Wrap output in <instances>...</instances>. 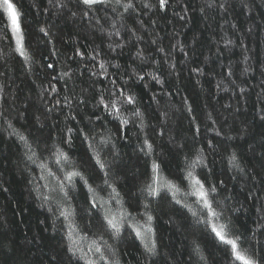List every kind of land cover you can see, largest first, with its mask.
<instances>
[{
	"label": "trees",
	"instance_id": "trees-1",
	"mask_svg": "<svg viewBox=\"0 0 264 264\" xmlns=\"http://www.w3.org/2000/svg\"><path fill=\"white\" fill-rule=\"evenodd\" d=\"M10 2L28 59L0 7V264H234L191 215L198 159L264 264V0ZM169 182L171 203L144 188Z\"/></svg>",
	"mask_w": 264,
	"mask_h": 264
},
{
	"label": "snow or ice",
	"instance_id": "snow-or-ice-1",
	"mask_svg": "<svg viewBox=\"0 0 264 264\" xmlns=\"http://www.w3.org/2000/svg\"><path fill=\"white\" fill-rule=\"evenodd\" d=\"M78 3L87 6L88 8H91L93 5H99L106 3L107 0H77ZM115 3L117 5H120L122 3V0H115ZM168 3V0H159V6L160 8H164L166 4ZM6 10L11 13V21H12V31L15 36V52L23 57L25 60L28 59L27 56V50H26V44L24 40V34L21 28L20 22H18V13L14 11L13 4L10 2V0H2V3H0V7H5ZM211 7V4L209 5ZM123 7L126 9H131L133 7L132 0H127V3L123 4ZM87 14V13H85ZM41 32H44L45 30L43 28L40 29ZM45 35L47 33L45 32ZM79 54V53H77ZM49 68H52L53 65L49 64ZM104 66L101 65V68ZM67 75V73H65ZM159 82V81H157ZM100 103H103L101 100ZM125 103L131 105L134 103V98L129 95L126 98ZM111 107L115 111H119L117 108V105L115 102L111 104ZM134 115L139 116V113H134ZM124 124H127L128 121H123ZM11 126V125H9ZM69 132L72 130L69 129ZM21 140L24 139L23 136L20 137ZM145 147L149 150L152 148V145L148 144L147 141H145ZM60 157L62 159H66L63 152L59 153ZM91 159V158H89ZM235 156L232 157V160L235 161ZM99 164L100 169L104 168V165L97 161ZM193 167L200 166L201 173L198 176H193V173L189 171L187 173L186 178L192 179V188L193 190L190 193H187L188 196L195 197V203H197L200 207L199 214L197 212H192L191 215L195 217V224L196 225H203L204 230L208 232V234L212 237L213 241L219 245L222 250L225 252V254L228 256V258L234 262V264H258L257 260L255 259L254 255L249 252L248 248L245 247L246 244L249 243V241L245 238V236L240 233L234 226V218L225 217L222 212L217 211L216 207L214 206V198L210 196L211 192H216L217 189L215 187L209 188L207 187V175L203 173V168L205 167L203 160L198 159L196 161H193ZM238 166V165H237ZM95 167V166H94ZM159 166L156 164H153V169L156 170ZM81 174L78 171H74L69 174V178L71 176H77L79 177ZM91 179V177H89ZM145 190L147 191L148 195L151 196L158 204L160 203H171V201L167 200L168 197V191L171 189H175L177 192L179 191L178 188H176V185L172 183H167L166 185H160L159 187H153L152 183H146L144 185ZM175 204L179 205L180 201L178 199L175 200ZM95 207V205H93ZM233 211H237L236 209H233ZM201 217H203L201 219ZM152 219L151 216H148V220L150 221ZM104 224L119 232V226L117 224L115 217H104ZM260 229L264 230V225L259 226ZM150 230V229H149ZM137 236L140 235L139 232L136 233ZM99 251V249H97ZM150 254H155L153 249L148 250ZM200 261L203 262V264H206V258L203 256L199 257Z\"/></svg>",
	"mask_w": 264,
	"mask_h": 264
},
{
	"label": "rangeland",
	"instance_id": "rangeland-1",
	"mask_svg": "<svg viewBox=\"0 0 264 264\" xmlns=\"http://www.w3.org/2000/svg\"><path fill=\"white\" fill-rule=\"evenodd\" d=\"M1 3H2V0H1ZM3 9L6 11V14H7V17H8V20L10 21V26H11V30H12V21H11V13L9 11L6 10V6L3 7ZM15 11V10H14ZM19 22V21H18ZM13 32V31H12ZM15 38V36H14Z\"/></svg>",
	"mask_w": 264,
	"mask_h": 264
}]
</instances>
